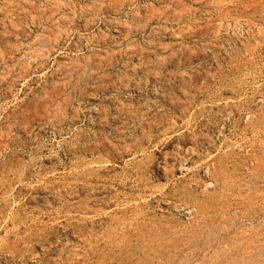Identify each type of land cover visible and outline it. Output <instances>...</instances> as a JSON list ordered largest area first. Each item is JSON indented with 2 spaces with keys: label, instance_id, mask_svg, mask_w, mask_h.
<instances>
[{
  "label": "rangeland",
  "instance_id": "rangeland-1",
  "mask_svg": "<svg viewBox=\"0 0 264 264\" xmlns=\"http://www.w3.org/2000/svg\"><path fill=\"white\" fill-rule=\"evenodd\" d=\"M0 264H264V0H0Z\"/></svg>",
  "mask_w": 264,
  "mask_h": 264
}]
</instances>
